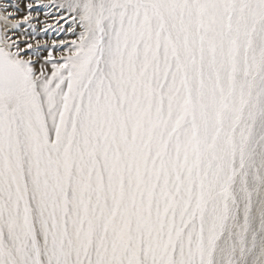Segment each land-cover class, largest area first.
<instances>
[{
    "label": "snow or ice",
    "instance_id": "snow-or-ice-1",
    "mask_svg": "<svg viewBox=\"0 0 264 264\" xmlns=\"http://www.w3.org/2000/svg\"><path fill=\"white\" fill-rule=\"evenodd\" d=\"M0 264H264V0H0Z\"/></svg>",
    "mask_w": 264,
    "mask_h": 264
},
{
    "label": "bare ground",
    "instance_id": "bare-ground-1",
    "mask_svg": "<svg viewBox=\"0 0 264 264\" xmlns=\"http://www.w3.org/2000/svg\"><path fill=\"white\" fill-rule=\"evenodd\" d=\"M53 11H54V10H53ZM43 12H44V10L41 9V14H40L39 19H40L41 21H46L47 23L53 25V30L50 31L49 37H51V38H55V37H56V35H55V34H56V31H55V23H54V20L51 19L50 17H45V16L43 15ZM37 26L40 27L41 25L38 24Z\"/></svg>",
    "mask_w": 264,
    "mask_h": 264
},
{
    "label": "rangeland",
    "instance_id": "rangeland-1",
    "mask_svg": "<svg viewBox=\"0 0 264 264\" xmlns=\"http://www.w3.org/2000/svg\"><path fill=\"white\" fill-rule=\"evenodd\" d=\"M54 23H55V21H54ZM61 23H63V22H61ZM55 35H56V34H55ZM44 38H46V39H51V37H49V36H48V37H44Z\"/></svg>",
    "mask_w": 264,
    "mask_h": 264
}]
</instances>
